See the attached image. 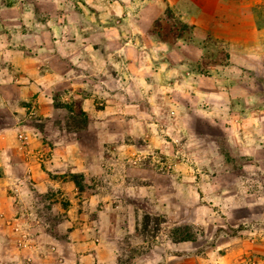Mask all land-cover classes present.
I'll return each mask as SVG.
<instances>
[{"label":"rangeland","instance_id":"obj_1","mask_svg":"<svg viewBox=\"0 0 264 264\" xmlns=\"http://www.w3.org/2000/svg\"><path fill=\"white\" fill-rule=\"evenodd\" d=\"M262 36L264 0H0V125L23 123L0 132L8 264H264V147L241 111L263 102L228 76L259 72ZM44 74L71 87L15 98Z\"/></svg>","mask_w":264,"mask_h":264},{"label":"crops","instance_id":"obj_2","mask_svg":"<svg viewBox=\"0 0 264 264\" xmlns=\"http://www.w3.org/2000/svg\"><path fill=\"white\" fill-rule=\"evenodd\" d=\"M262 40H264V36H262ZM259 60H260L259 63H260L261 67L258 68L259 72L252 79H250L251 81L248 80L249 76L247 77V80H245V75L248 73L244 74V72H241L240 70L239 71L237 70L238 72L235 73L234 71L236 68H233V70L230 69L229 70L230 75H228V76L230 78H232V77L238 78L239 84L241 86L247 85L248 82H255V84L258 86V88L256 89L255 97H259L258 99L262 100L263 103L260 105H256V106L255 105H253V106L250 105V106H246V107L242 106L241 111L243 110L245 113L250 112V113H253L254 115H258V116H256L257 117L256 120H258V123L260 124V128H258L259 130L253 129V135L249 134L250 138H253V139L250 140L248 144L251 146L262 145V147H260V151L262 152L263 147H264V135H263L264 134V57L259 58ZM69 77H70V75H67V76L64 75L62 77H59L58 75L56 76L55 74H53V75L44 74L42 77H39V76L29 77V79L26 80L24 84H22V87L21 86L17 87V90H16L17 91V93H16L17 97H15V98H17L18 100H25L26 101L27 98L35 97L36 98L35 101H39V102L44 101V103H43L44 106L48 107L49 105H51V102H52L51 101L52 94H55L53 92V89H54V91L56 89V91L58 92L59 90H64V89L68 90L69 87H71L72 79H70ZM74 78H76V77H74ZM76 80L79 81L78 78H76ZM48 81H52L50 85L47 84ZM60 87H62V88H60ZM252 97H249V98H252ZM44 98H47V99L45 100ZM18 104L19 103H17L16 106H18ZM43 104H42V107H43ZM57 111L58 110H56L52 107V109L50 110V115H49L51 120L53 118L55 119L56 115L58 114ZM15 114H17V115H13L14 121L10 122L9 124L0 125L1 137H4L5 140L7 139V136L10 135L11 133L16 132L18 134L19 132L22 131V127H23L22 124L23 123L20 120V118L22 117V112L15 113ZM15 119H16V122H15ZM53 120L51 122H53ZM30 130L34 131V133L32 132L31 134L33 136H36L35 130H33V128H30ZM254 130L257 131L258 134ZM259 131H260V133L263 132L262 135H260ZM65 137H67V136L62 137V140L60 142H63L64 144L72 145V144L68 143L70 139L65 140ZM51 141L56 142V144L60 143L56 139L51 140ZM243 142H244V140L242 141L241 138L240 139L238 138L237 144L232 139L228 140L229 145L232 147L234 146V149H236L238 151H240L239 146L241 144H243ZM245 143H246V141H245ZM69 147H71V146H69ZM255 149L257 150V148H255ZM16 173H18V172L16 171ZM58 173H61V172H58ZM29 175H30V173H29ZM34 175L35 174L30 176L29 178L32 179L34 177ZM0 181L4 182V184L6 185L5 188H8V187L12 188V186H7V185H9L8 179L2 178V179H0ZM14 187H15V189H20V186H18V184H16V182H14ZM33 187L37 188L38 186L33 185ZM5 188H3V189H5ZM4 207L7 208L5 204H4ZM16 207H18V206H16ZM7 234H8V232L0 234V264H8L7 259L4 258V255L6 253V250H5L6 246L5 245L7 243V240L11 241V239H10V237H5V235H7ZM49 236L50 235L48 233H46V238L49 239ZM31 237H33V236H31ZM18 249H16V252L18 251ZM21 252H24V249H21ZM26 253H28V254H26V257H27V255H29V256L32 255L33 257H34V255H37V253H34L32 251H29V250L28 251L26 250ZM30 260H31L30 264H36V260H34L32 257L30 258ZM10 264H20V263L19 262H12Z\"/></svg>","mask_w":264,"mask_h":264},{"label":"built area","instance_id":"obj_3","mask_svg":"<svg viewBox=\"0 0 264 264\" xmlns=\"http://www.w3.org/2000/svg\"><path fill=\"white\" fill-rule=\"evenodd\" d=\"M0 171H1V167H0Z\"/></svg>","mask_w":264,"mask_h":264}]
</instances>
